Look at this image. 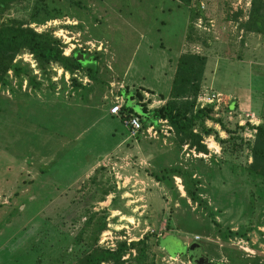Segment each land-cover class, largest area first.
<instances>
[{
  "label": "rangeland",
  "instance_id": "374dc122",
  "mask_svg": "<svg viewBox=\"0 0 264 264\" xmlns=\"http://www.w3.org/2000/svg\"><path fill=\"white\" fill-rule=\"evenodd\" d=\"M11 1L3 22L49 32L66 56L95 64L41 68L22 51L0 84V264H81L123 244L122 264H193L194 243L212 262L264 264V176L250 169L264 124L253 0ZM43 6L57 17L44 21ZM187 51L208 59L199 98L220 95L196 128L214 130L207 153L166 120L135 133L110 112L163 106Z\"/></svg>",
  "mask_w": 264,
  "mask_h": 264
},
{
  "label": "trees",
  "instance_id": "16d2710c",
  "mask_svg": "<svg viewBox=\"0 0 264 264\" xmlns=\"http://www.w3.org/2000/svg\"><path fill=\"white\" fill-rule=\"evenodd\" d=\"M180 1L187 6H191L193 0ZM11 3V0H0V84L8 71L16 68L14 60L22 51L31 53L41 68L57 63L68 71L88 69L91 72L90 68L95 64L94 59L93 64L83 66L76 60L75 54L66 56L60 40L49 32H38L32 27L24 26L21 23L3 22L2 17ZM43 7L45 10L47 9L45 6ZM36 13L38 12L31 14L35 21L37 18L34 14ZM46 13L43 18L44 21L57 17V14H51L48 9ZM202 15L200 8L191 9V18ZM247 26L252 31L264 34V0H253ZM207 60L205 55L189 51L182 53L177 62L166 103L152 112H149L146 106L142 105V114L136 113L128 104H123L122 113L138 116L143 126H147L149 122L154 123L159 119L167 120L180 144H188L190 148L195 149L197 152L207 153L208 148L204 143V137L205 135H211L214 130L205 126H201L200 131L196 130L197 126H200L204 120L213 119V107L211 105L197 106ZM90 76L92 79L95 78L92 73H90ZM254 129L256 134L252 147L253 161L250 164V169L264 176V124H260ZM144 241L145 239L132 243L131 246L135 247L144 243ZM159 243L161 244L162 241L159 240ZM165 246L167 247L168 243ZM127 248L128 246L123 244L117 250L94 249L81 264H122L123 252ZM141 254L144 255V253ZM170 255L175 256L176 254Z\"/></svg>",
  "mask_w": 264,
  "mask_h": 264
},
{
  "label": "built area",
  "instance_id": "2783aa9c",
  "mask_svg": "<svg viewBox=\"0 0 264 264\" xmlns=\"http://www.w3.org/2000/svg\"><path fill=\"white\" fill-rule=\"evenodd\" d=\"M219 94H212L211 97H200L199 102L205 101L204 104L205 106L208 104L215 103L216 101H219ZM203 103V102H202ZM203 104V105H204ZM122 107L123 104H120L119 102H115L110 110L111 114L113 116H119L124 124L125 127L130 128L133 132H139L143 129V123L141 119L138 116L135 115H125L122 113ZM201 107H203L201 105ZM167 121V120H166ZM152 128H150L148 131H151Z\"/></svg>",
  "mask_w": 264,
  "mask_h": 264
},
{
  "label": "water",
  "instance_id": "95a60500",
  "mask_svg": "<svg viewBox=\"0 0 264 264\" xmlns=\"http://www.w3.org/2000/svg\"><path fill=\"white\" fill-rule=\"evenodd\" d=\"M76 60L82 64L83 66H87L89 64H93L94 60L92 58H87L86 54L82 52L75 53ZM189 254L192 256L193 264H222L217 262H212L202 251L201 246L194 243L188 248Z\"/></svg>",
  "mask_w": 264,
  "mask_h": 264
},
{
  "label": "crops",
  "instance_id": "0c3cea01",
  "mask_svg": "<svg viewBox=\"0 0 264 264\" xmlns=\"http://www.w3.org/2000/svg\"><path fill=\"white\" fill-rule=\"evenodd\" d=\"M113 116V115H112Z\"/></svg>",
  "mask_w": 264,
  "mask_h": 264
}]
</instances>
